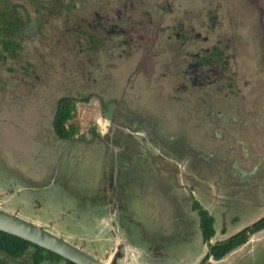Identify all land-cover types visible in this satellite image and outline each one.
I'll use <instances>...</instances> for the list:
<instances>
[{"label": "rangeland", "instance_id": "1", "mask_svg": "<svg viewBox=\"0 0 264 264\" xmlns=\"http://www.w3.org/2000/svg\"><path fill=\"white\" fill-rule=\"evenodd\" d=\"M6 1L0 0V14L6 10ZM52 1L46 8L49 16L45 13L46 18L50 17L49 22L34 40L29 36L34 28V0H9L10 10L15 8V14L31 20L23 29L24 34L19 28L4 31L0 21L3 55L0 56V209L30 222L39 221L52 233L101 258L110 255L114 235H118L125 241L127 254H139L149 264H193L196 258L205 256L208 242L201 238L199 218L191 209V194L215 217L217 232L209 240L211 243L261 217L264 214V28L254 16L248 22L255 44L249 45L248 54L245 47L239 52V72L234 77L239 88L235 92L231 87L228 93L222 85L214 95L218 104L213 109L220 110L222 118L201 122L186 112L187 107L182 108L179 102L183 101L182 93L170 87L173 77H163L156 66H153L152 89L143 86L146 85L143 75L127 81L135 65L143 70L148 68L149 60L137 63L141 50L134 56L124 51L123 57H118L121 48L115 47L116 55L110 56V51L102 61L98 58L104 64L101 70H96L92 77L88 73L84 75V69L93 67L91 61L97 63L98 50L87 54L84 49L82 55H76L77 46L72 39H66L67 32L62 29L64 18L59 17V12L66 11L68 0ZM98 4L93 0L73 9L75 22H86ZM240 9L242 14L245 8ZM161 14L159 11L156 15ZM138 32L135 29L133 35L143 36L137 35ZM9 37L19 43L14 54L2 45V39ZM127 46L122 48L127 50ZM111 61L115 65L109 66ZM121 91L125 92L121 94ZM64 95L77 100L71 121L78 126L76 135L80 137L71 141L58 138L52 125L57 102ZM110 97L114 101L121 98L124 104L118 103L116 108H120L119 113L123 110L125 117L130 110L144 113L148 120L145 125L153 133V138L144 143L143 135H139L140 141L126 134L139 147V152L130 160L122 157V168L118 164V184L113 181L114 187L117 186L113 194L115 204L106 203L112 191L102 192L104 175L111 168L105 166L104 156L108 153L112 162L113 153L96 133L107 127L108 116L103 111L110 110L105 107ZM204 106L208 110L207 104ZM182 116L187 119L181 120ZM122 126L128 132L139 128L135 122ZM110 131H114L116 138L119 133L122 135L117 128ZM119 176L127 186L118 182ZM121 193L122 202L117 201ZM120 214L133 221L121 219ZM127 234H132L131 238ZM136 235L134 240L142 244L139 248L130 244ZM100 238L104 243L98 245ZM148 242L155 245L152 247ZM151 247L163 249L159 252L160 259H153ZM0 257H4L1 252ZM120 258L116 264H121ZM6 259L7 264H30ZM208 261L264 264V228L224 258ZM130 262L133 260L126 264Z\"/></svg>", "mask_w": 264, "mask_h": 264}, {"label": "flooded vegetation", "instance_id": "2", "mask_svg": "<svg viewBox=\"0 0 264 264\" xmlns=\"http://www.w3.org/2000/svg\"><path fill=\"white\" fill-rule=\"evenodd\" d=\"M45 1L46 3L43 4L41 2V4L38 3L36 0L33 2L35 13L32 26L34 28L29 34L33 40L38 37L39 31L40 34L42 33L49 22L47 19H50V17L46 18V14L48 13L46 8L53 1ZM92 1L68 0L66 11L62 10L61 13L59 12V17L64 18L62 20V29L67 32L66 39H72L74 45L77 46V56L82 55L84 49L87 50V54H92L98 50L97 63L94 65L91 58H89L87 61L89 63L91 61L93 67L87 68L86 71L84 69V75L88 73L89 77H92L96 70H101L104 64L102 65V62L98 58H101L102 61L103 58L109 56L108 52L110 51H112L110 56L116 55L114 52L115 47L121 48V51L117 54L118 57H123L124 51L127 52V55L134 56L141 50L142 52L141 55L139 54L140 57L137 63L149 60L148 68L143 70L140 66L135 65V71L133 70V72L131 71L128 74L127 81H131L133 77L137 78L143 75V77H146V85L144 84L143 86L152 89L155 76L153 74V66H156L159 72L161 71L160 73L163 77H166V75L173 77V84L170 87L173 86L176 91L182 93L183 97L180 96V98H183V101H179L182 108L184 106L187 107L186 112H190L195 119H199L201 122L203 120L209 121L213 117H221L220 110L214 111L213 109L218 104L214 95L219 92V89H222V85H225L228 93L231 92L229 90L231 87L234 88L233 91L235 92L239 88L238 82H236L238 80L234 77L239 72L240 48L242 47L243 51L245 47V54H248L249 45L251 43L255 44V39L251 34L252 27L250 31L248 22H252V15L257 23L264 28L263 0H96L99 3L98 7L92 13L90 12L86 22L84 20L75 22L73 14L75 9L81 5L84 6L86 2ZM6 4L5 11H7L9 17L7 31L12 32L15 29L10 25V21L20 14H15V8L10 10L9 6L11 7V4L9 0L6 1ZM242 6L245 8L242 12L244 15L241 14L240 7ZM159 11L163 12L162 16L156 15ZM54 13L51 17H54L56 14ZM241 15L245 22L244 20L242 22L239 20L241 19ZM47 16H49V13ZM30 22L31 20H29L28 16L25 19H21L19 29L22 33L23 29L25 31ZM237 26H239V29ZM135 29H139L137 35L141 34L143 36L138 38L136 35H133ZM64 31L62 35H64ZM251 38L254 39H252L253 42L250 41ZM31 42L33 43L34 41ZM124 45H128L127 50L123 49L125 48L123 47ZM163 47L164 50L161 51ZM112 64L115 65L112 61L108 65L112 66ZM94 82H97L96 78ZM136 83L134 82V84ZM186 88L189 90L185 91ZM184 91L188 95H185ZM124 92L121 91V94ZM227 98L228 96H226ZM118 103L124 104L121 98L116 101L112 100V97L109 98L105 107L110 108V110L104 107L107 111H103L105 112V116H108L107 127L102 132H96L102 138L104 144L109 146V151L112 150L113 162H115V149L113 145L116 146L120 161L122 157L124 159V155L129 154V151L124 150V147L115 145L109 140L112 135L110 128L117 127L127 130L125 126H122L123 124L132 125L135 122L141 125V123L146 121L144 113L141 114L142 112L139 111L134 113V111L130 110L125 113V117L123 110L120 113L116 110ZM198 103H200L199 106L197 105ZM205 104H207L209 111L206 110ZM121 118L126 120L120 121ZM186 119V116L181 117L183 121ZM136 129L138 130H132L128 134L136 136V138L138 137L137 135H144L145 142L153 138L152 133L146 134L142 132L140 130L142 129L141 127ZM90 137L88 140H91ZM107 154L104 156L105 166L110 161ZM126 159L130 160L131 158ZM58 163L59 161H57ZM56 171L57 166L54 172L56 173ZM115 198L114 196L107 198L108 201L106 203L113 202L115 204ZM257 232L250 234L247 240ZM116 239L117 236L114 235V245ZM122 240V238L118 240V247L115 252L116 255L119 250L120 254L116 259L114 255L113 260L117 261L121 257V264H126L131 260L133 262H130V264L143 262V258L139 254L135 256L131 255L130 252L127 254L126 247L124 248L125 241ZM103 243V239L100 238L98 245ZM80 247L83 249L82 246ZM123 248L124 252L122 255L121 249ZM232 251L233 249L229 250L218 259H215L213 254H210L206 258V262L209 264L212 262L208 261L209 258H213L215 261L220 260ZM203 257L196 258L193 264H199Z\"/></svg>", "mask_w": 264, "mask_h": 264}, {"label": "trees", "instance_id": "3", "mask_svg": "<svg viewBox=\"0 0 264 264\" xmlns=\"http://www.w3.org/2000/svg\"><path fill=\"white\" fill-rule=\"evenodd\" d=\"M5 15H6L5 11H2L0 14V21H3L2 29L4 31H6L9 26V20L6 17L7 15L6 16ZM21 19H22V16L20 14L14 17V19L10 21V25L13 26V29L16 30L19 28ZM2 41H3V44H2L3 48L6 50L10 49L12 54H14L16 52V49L19 47V43L16 40H13L12 37L2 39ZM0 56L1 57L3 56L2 52H0ZM76 101H77L76 98H74L73 96L64 95L60 97V99L57 102L52 125H53V129H54L56 136L62 140H72L74 137L77 138L76 134L79 132V128L74 122L71 121V119L74 117ZM117 109H120V108L118 107ZM145 118H146L145 119L146 121L144 123H141L139 127L142 128L140 129L142 132L146 134L148 133L150 134L152 132H151V129L145 125V124H148L147 117L145 116ZM117 129H119L120 132H122V135H120L119 133V135H117V138H116L113 134L114 131H111L113 135H111V138L109 140L113 142L115 145H120L124 147V150L126 149L127 151H129L128 155H124V159L134 158L135 154L139 152V147L134 146L132 141L126 137V134H128L129 132L122 130V128H117ZM137 136H138L137 139L140 140L139 135ZM152 136H153V133H152ZM142 142L144 143L145 141H142ZM119 164L121 165L120 168H122L123 167L122 161H120ZM106 165H108L109 167L111 165L112 170L111 168H109L108 171H106L107 175L106 177L104 175L105 182L103 185L104 186L103 191L101 190L102 187L100 190L104 193L106 192L111 193L112 191L113 192L112 196H113L115 189L117 187V186L114 187L113 185L114 163L112 161V162L106 163ZM119 177L120 178L118 179V182L120 181V183L122 182V184L124 185L126 182H124L123 180L121 181V176ZM106 182H107V185H105ZM125 186L127 185L125 184ZM125 186H124V189L122 190H125ZM119 189L121 192L125 193L124 191L121 190L120 187ZM123 193L118 195L117 201L122 202ZM109 197L111 198L110 195ZM190 198L192 200L191 209L196 211L197 216L199 218L198 229L200 228L201 237L204 241H209L215 235V232H217L216 227L214 226L215 217L209 212L207 208H205L199 202V200L195 199L192 194ZM121 216L123 218H121ZM120 218L125 219L124 214H120ZM125 220L133 221L128 218ZM262 228H264V214L258 219H256L250 225H247L241 228L240 230H238L236 233L226 238H223L221 240H217L214 243L208 242V252L204 256L202 261L199 262V264H209L208 262H206V258L210 254H213L215 259L222 257L229 250L245 242L250 234L256 231H259ZM0 252L3 253L4 255V257L2 258L0 257V264H7L8 261L6 257H9V259L15 260V261L21 260L23 262H29L30 264H44L46 261L50 262L51 264H76L73 261L63 258L59 254L52 252L42 246H39L37 244H34L32 242H29L16 235L4 232L2 230H0ZM118 255H119V250L115 255V259L116 257H118ZM112 264H116V261L113 260Z\"/></svg>", "mask_w": 264, "mask_h": 264}, {"label": "water", "instance_id": "4", "mask_svg": "<svg viewBox=\"0 0 264 264\" xmlns=\"http://www.w3.org/2000/svg\"><path fill=\"white\" fill-rule=\"evenodd\" d=\"M113 148L115 149L114 183L116 184V172L119 162L116 146L113 145ZM0 230L42 246L76 264H112L118 247V240L121 239L120 236L116 235L117 239L110 255L106 258H101L52 233L42 227L39 222H30L2 209H0ZM119 230L121 229L118 228L117 231L120 232Z\"/></svg>", "mask_w": 264, "mask_h": 264}, {"label": "crops", "instance_id": "5", "mask_svg": "<svg viewBox=\"0 0 264 264\" xmlns=\"http://www.w3.org/2000/svg\"><path fill=\"white\" fill-rule=\"evenodd\" d=\"M180 224V223H179ZM183 227H184V225H183ZM125 233H127V232H125ZM130 233H133V232H130ZM128 235V234H127ZM132 234H130V235H128V237H130ZM138 235V234H137ZM137 235L134 237L133 236V239L132 240H130V244H133L134 246H138V245H142V244H140L138 241H136V240H134V238H136L137 239ZM140 235V234H139ZM131 238V237H130ZM140 238L142 239V236L140 235ZM202 238V237H201ZM203 240V239H202ZM161 241H163V239L160 237L159 238V242H161ZM204 241V240H203ZM148 243H151L152 244V247L155 245V244H153L152 242H148ZM146 248H147V245L146 244H143ZM152 247L150 248L151 250H152V255H153V259L154 260H157V259H160V256H159V252H161V250H163V249H152ZM138 248H139V246H138ZM236 248V247H235ZM235 248H233V249H235ZM148 249V248H147ZM142 264H149V261L148 260H144L143 259V262H141Z\"/></svg>", "mask_w": 264, "mask_h": 264}]
</instances>
